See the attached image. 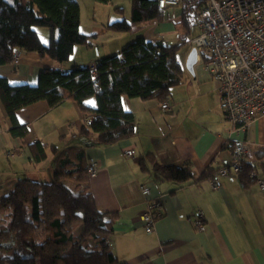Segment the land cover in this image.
<instances>
[{
  "label": "crops",
  "instance_id": "1",
  "mask_svg": "<svg viewBox=\"0 0 264 264\" xmlns=\"http://www.w3.org/2000/svg\"><path fill=\"white\" fill-rule=\"evenodd\" d=\"M80 5V32L89 38L87 46H76L71 59L60 67H88L108 55L120 52L138 36L167 45L187 44L182 81L170 91L165 103L124 96L122 105L131 112L135 133L114 145L97 143V137H85L88 119L93 114L82 112L76 102L66 101L51 108L39 101L16 112L28 134L14 138L11 121L0 99V177L12 182L34 179L50 182L58 154L68 147H84L89 159L100 166L89 185L100 210L113 217L114 232L109 237L110 249L126 264H264V189L255 182L245 186L239 178H221V187L213 189L212 180L218 170L231 161L236 142L249 143L248 164L264 179V118L237 133L225 122L219 106L217 87L210 74L194 66L186 68L191 52L190 41L199 34L198 21L182 22L186 12L198 13L204 0H183L175 8L163 11L160 20L136 25L131 32L116 33L107 26L131 19L132 0H111L99 4L95 0H76ZM198 5V8L195 7ZM195 26V34L189 35ZM44 44L50 33L36 29ZM198 62V61H197ZM49 57L19 52L18 62L1 65L0 77L10 85H36L45 69H58ZM95 106L94 98L86 102ZM163 104L168 109L162 108ZM40 143L47 152L46 160L36 163L30 146ZM55 148V149H54ZM52 149L56 150L55 154ZM133 150L134 158L126 156ZM3 159L7 163L3 165ZM152 159L162 166L190 164L200 181L178 185L156 178ZM143 162V163H141ZM7 169V172H3ZM4 179V178H3ZM2 179V180H3ZM0 181V186L1 185ZM141 186L152 188V196L161 193V217L154 231L147 233L141 222L146 198ZM12 189V188H11ZM204 216L206 230L198 231L195 215Z\"/></svg>",
  "mask_w": 264,
  "mask_h": 264
},
{
  "label": "trees",
  "instance_id": "2",
  "mask_svg": "<svg viewBox=\"0 0 264 264\" xmlns=\"http://www.w3.org/2000/svg\"><path fill=\"white\" fill-rule=\"evenodd\" d=\"M164 10L157 0H132L131 19L113 22L107 28L131 32L136 25L160 20ZM191 14L184 13V24H192L191 16L196 19L198 15ZM80 23L76 0H0V66L13 63L15 53L26 52L49 57L59 67L43 70L33 86H13L0 77V99L14 138L24 139L28 134L27 126L16 117L19 109L39 101H46L51 108L73 101L82 112L94 115L92 125L82 134H94L100 145H114L135 133L134 116L122 105L124 96L165 103L171 89L181 83L183 67L177 57L181 46L149 41L144 36L96 61V78L89 66L62 71L60 67L71 59L75 47L88 45ZM37 28L49 30L48 44L42 42ZM203 59L207 61L205 55ZM90 98L95 100L93 108L86 103ZM93 145L68 147L58 154L50 182L20 179L9 193L0 196V264H126L107 244L114 232V216L99 209L89 185L86 149ZM30 150L36 163L46 160L47 152L40 143L31 145ZM152 161L161 181L183 185L208 177H197L190 164L162 166ZM254 171L246 162L239 178L242 184L254 183ZM41 220L42 240L35 235Z\"/></svg>",
  "mask_w": 264,
  "mask_h": 264
},
{
  "label": "built area",
  "instance_id": "3",
  "mask_svg": "<svg viewBox=\"0 0 264 264\" xmlns=\"http://www.w3.org/2000/svg\"><path fill=\"white\" fill-rule=\"evenodd\" d=\"M183 0H157L160 9L175 8ZM199 34L191 39L190 45L197 50V61L204 63L205 70L216 84L219 106L226 123L232 131H244L253 122L264 118V0H204L197 15ZM207 58L205 61L203 58ZM19 53H15L17 63ZM93 78L98 76L96 62L89 65ZM164 110L168 109L163 104ZM92 119L87 125H92ZM249 143L236 142L229 164L218 170L212 180L213 189L221 187V178H240L248 161ZM126 156L134 158L133 150ZM100 166L90 159L89 177L97 176ZM254 182L264 189V179L254 171ZM146 198V210L141 216L146 232L154 231L161 217V193L152 196V188L141 186ZM195 227L204 232V216L195 215ZM107 244L110 245L108 239Z\"/></svg>",
  "mask_w": 264,
  "mask_h": 264
},
{
  "label": "rangeland",
  "instance_id": "4",
  "mask_svg": "<svg viewBox=\"0 0 264 264\" xmlns=\"http://www.w3.org/2000/svg\"><path fill=\"white\" fill-rule=\"evenodd\" d=\"M195 18L197 19V15L195 14ZM46 30H48L47 28H44ZM49 31V30H48ZM195 34V26H193V31L191 32V34L189 35V37L193 36ZM188 51V47L187 44H183L180 49L177 52V57L179 59V61L182 63L185 59L186 53ZM185 63V61H184ZM196 66H198L197 68L204 73V74H208L205 70H204V63L203 62H197ZM187 68V67H186ZM3 165L5 163L8 164V162L3 159ZM3 172H7V169H3ZM4 178V179H3ZM3 178L0 177V181L2 182L0 186V196L5 195L7 193H9V191L11 190V188H13V186L15 185V182H12L11 177H8L7 175H5ZM3 179V180H2ZM35 235L37 236L38 239L42 240L44 238V223L43 220H41V222L39 223L36 231H35Z\"/></svg>",
  "mask_w": 264,
  "mask_h": 264
},
{
  "label": "water",
  "instance_id": "5",
  "mask_svg": "<svg viewBox=\"0 0 264 264\" xmlns=\"http://www.w3.org/2000/svg\"><path fill=\"white\" fill-rule=\"evenodd\" d=\"M197 64V50L195 48L191 49L189 54L186 67L190 73H194V66Z\"/></svg>",
  "mask_w": 264,
  "mask_h": 264
}]
</instances>
